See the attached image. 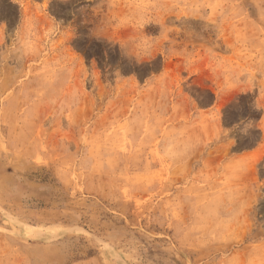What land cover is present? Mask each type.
<instances>
[{
	"label": "rangeland",
	"instance_id": "rangeland-1",
	"mask_svg": "<svg viewBox=\"0 0 264 264\" xmlns=\"http://www.w3.org/2000/svg\"><path fill=\"white\" fill-rule=\"evenodd\" d=\"M169 3L138 62L93 34L105 0H0V264H221L264 236V0Z\"/></svg>",
	"mask_w": 264,
	"mask_h": 264
},
{
	"label": "clouds",
	"instance_id": "clouds-1",
	"mask_svg": "<svg viewBox=\"0 0 264 264\" xmlns=\"http://www.w3.org/2000/svg\"><path fill=\"white\" fill-rule=\"evenodd\" d=\"M105 5L109 11L93 30V34L118 44L127 56L135 58L138 62L151 60L157 41L155 36L145 31V28L149 24L158 23L159 13L170 6L169 0H105ZM121 8L126 11L121 13L119 11ZM161 29L163 30V25ZM113 31H126L127 35L121 38H110L106 33ZM257 107L264 109L258 104ZM251 126L247 124L241 131L246 133ZM229 131L227 129L219 139L224 142L231 140L224 139ZM248 165L249 161L237 158V154H233L225 167L234 178H239L248 171ZM221 264H264V236L257 238L253 235L244 252L226 256Z\"/></svg>",
	"mask_w": 264,
	"mask_h": 264
}]
</instances>
